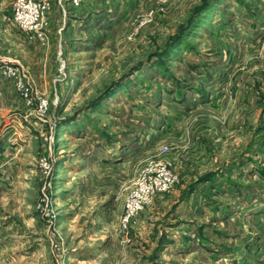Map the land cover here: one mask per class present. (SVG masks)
<instances>
[{
	"label": "rangeland",
	"instance_id": "obj_1",
	"mask_svg": "<svg viewBox=\"0 0 264 264\" xmlns=\"http://www.w3.org/2000/svg\"><path fill=\"white\" fill-rule=\"evenodd\" d=\"M13 1L0 0V264H264V0H53L68 27L51 23L49 51L10 25ZM156 161L176 183L120 229Z\"/></svg>",
	"mask_w": 264,
	"mask_h": 264
},
{
	"label": "built area",
	"instance_id": "obj_2",
	"mask_svg": "<svg viewBox=\"0 0 264 264\" xmlns=\"http://www.w3.org/2000/svg\"><path fill=\"white\" fill-rule=\"evenodd\" d=\"M81 1L68 0L72 7L79 6ZM51 2L53 0H14L10 25L31 39L35 37L44 41L46 38L41 31V23ZM175 183L174 172L163 161L151 162L142 168L125 199L120 229L128 231L139 213L149 207L158 195L168 192Z\"/></svg>",
	"mask_w": 264,
	"mask_h": 264
},
{
	"label": "crops",
	"instance_id": "obj_3",
	"mask_svg": "<svg viewBox=\"0 0 264 264\" xmlns=\"http://www.w3.org/2000/svg\"><path fill=\"white\" fill-rule=\"evenodd\" d=\"M82 3V2H81ZM58 6V7H57ZM57 6H56V10H57V12L59 13L58 15L56 14L55 15V13H56V10H55V6H53V9H52V11L51 10H49V11H47L46 12V14H45V17H44V19L42 20V23H41V31L44 33V35H45V37H46V39L43 41V40H38V39H34L35 41H37L38 42V44L41 46V47H43V49H45V50H47L46 48H48V51H49V46H50V41H49V36L51 37V35H49V27L51 26V23L52 22H54V20H55V18H57V23H58V25L56 26V27H58V26H60L59 25V23L61 22V20H63V23H62V28H65V27H68L67 25V23L66 24H64V22H66L65 21V18H66V6L63 4V3H58L57 4ZM79 6H81V4L79 5ZM79 6H77V7H79ZM82 9H81V11H85V10H87V8L85 7V5H83V7H81ZM54 10V11H53ZM60 10V11H59ZM89 10V9H88ZM62 12V13H61ZM61 13V14H60ZM82 13V12H81ZM73 14L74 15H78V12H76V11H74L73 12ZM70 26H72L71 24H69V28H70ZM60 29V28H59ZM58 32V34H59V30L57 31ZM47 51V52H48ZM249 109L248 110H245L246 111V113L248 112V113H250V111L252 110V107H251V105H252V103L249 101ZM247 107V106H246ZM254 113V112H253ZM243 126H244V124H243ZM242 125L241 126H239L238 128H239V130H237L236 132H242L243 131V127ZM247 128V127H246ZM257 129V128H256ZM245 131V130H244ZM246 132V131H245ZM248 136V140H246V144L249 146V149H250V151L252 150V148L253 147H257V145H258V134H257V131L255 130V129H253V133H252V129H251V127H250V130H249V134H246V137ZM238 137V140H239V142L240 143H242V135H240V136H237ZM242 160V159H241ZM255 159H249V160H246V165H247V167L245 168V166L243 167V165H244V163H242L241 161L239 162V170L241 171V173H238V174H236V175H238V176H241V174H242V168H244V170H243V172H244V174L246 173V170L248 169V168H251V166H252V164H254V161ZM248 161V162H247ZM249 166V167H248ZM235 168H237V167H235ZM256 170L257 169H254V173L256 174ZM235 174V173H234ZM255 174H251V176H249V178H246V180H248L249 179V191H247L248 190V187H246V190H245V193H246V191L249 193V196L250 197H254L255 195H257V192L255 191L254 192V188L252 189V186H254L253 184H256V178H252L253 176H255ZM245 176V175H244ZM200 184H202V183H200ZM242 195H245L244 193H242Z\"/></svg>",
	"mask_w": 264,
	"mask_h": 264
},
{
	"label": "bare ground",
	"instance_id": "obj_4",
	"mask_svg": "<svg viewBox=\"0 0 264 264\" xmlns=\"http://www.w3.org/2000/svg\"><path fill=\"white\" fill-rule=\"evenodd\" d=\"M5 148V147H4Z\"/></svg>",
	"mask_w": 264,
	"mask_h": 264
}]
</instances>
